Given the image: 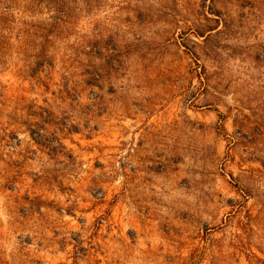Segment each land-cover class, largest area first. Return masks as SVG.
Listing matches in <instances>:
<instances>
[{
  "label": "rangeland",
  "instance_id": "374dc122",
  "mask_svg": "<svg viewBox=\"0 0 264 264\" xmlns=\"http://www.w3.org/2000/svg\"><path fill=\"white\" fill-rule=\"evenodd\" d=\"M0 264H264V0H0Z\"/></svg>",
  "mask_w": 264,
  "mask_h": 264
}]
</instances>
